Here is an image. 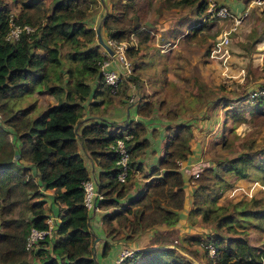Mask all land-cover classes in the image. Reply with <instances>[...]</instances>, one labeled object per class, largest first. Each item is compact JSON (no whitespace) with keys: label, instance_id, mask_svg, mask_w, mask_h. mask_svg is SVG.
Listing matches in <instances>:
<instances>
[{"label":"trees","instance_id":"16d2710c","mask_svg":"<svg viewBox=\"0 0 264 264\" xmlns=\"http://www.w3.org/2000/svg\"><path fill=\"white\" fill-rule=\"evenodd\" d=\"M100 1L20 0L17 13L9 18V7L0 0V264H31L27 259L30 252L37 258L36 264H96L90 216L82 200L81 183L88 177L83 157L99 168L95 179L102 194L99 207L111 209L101 216L107 239L112 240L120 232L127 241L131 235L160 224L171 225L182 209L184 178L177 161L186 159L190 152L187 139L180 136L182 124L174 130L171 126L164 128L163 153L157 166L151 168V177L140 194L124 204L120 200L128 185L116 179V157L108 146L116 138L128 136L123 139L129 153V179L131 170L140 169L134 156L147 144L144 121L125 119L110 130L114 126L111 121L83 117L85 104L92 107L110 101L109 87L99 71L101 61L109 56L99 50L94 28L86 22ZM106 2L108 10L101 24L106 39L121 41L130 34H135L139 42L147 39L148 22L138 12L140 1ZM174 4L194 5L195 14L205 8L204 0H176ZM10 20L30 26L31 32L6 40ZM193 25L190 30L200 28ZM64 47L66 50H62ZM134 50L128 47L126 53L132 56ZM131 70L137 71L136 64L132 63ZM130 78L137 80L136 76ZM31 93L44 95L52 102L40 109L36 102L14 105L16 99L20 101ZM90 97L99 100L88 102ZM252 102L248 112L264 115V98L258 95ZM152 107V102L146 100L136 105L135 113L139 118L147 117ZM226 107L225 114H238ZM263 171L261 149L257 154L239 152L202 168L193 178L189 212L213 224L218 232L183 237L202 247L204 254L207 244L213 246L207 264H264V246L233 234L235 225L242 228L250 218L264 220L261 201L250 198L228 204L215 202L217 185H228L229 177L232 181L249 179ZM45 189L51 191V201L58 205V220L50 235L39 239L28 251L25 241L30 228H47ZM109 246L107 241L103 243L101 256L106 255ZM178 255L174 247L155 243L151 248L132 250L121 264H189Z\"/></svg>","mask_w":264,"mask_h":264},{"label":"rangeland","instance_id":"374dc122","mask_svg":"<svg viewBox=\"0 0 264 264\" xmlns=\"http://www.w3.org/2000/svg\"><path fill=\"white\" fill-rule=\"evenodd\" d=\"M4 1L9 7L10 14L14 16L19 9L20 0ZM139 1L141 6L138 12L148 22L145 27L149 31V36L139 42L135 34H130L121 41H124L125 56L129 65L131 66L138 59L140 52L141 58L138 61L142 63L139 65L144 63L146 67L138 72L134 71L137 73V80L132 81L131 78L130 82L124 83L122 79L115 92L113 94L110 92L109 96L110 100L115 96V98L123 97L125 103L122 104L128 106L133 103L135 105L141 98L144 100L142 102L146 100L152 102V109L154 108L155 115L159 118L157 116L151 118L155 128L152 132L145 133L148 142L146 154L152 155L151 148L156 146L160 139L157 124H160L163 121L160 118L164 117L165 121L170 122L173 130L182 124L180 136L187 139L192 160L202 162L199 172L202 168L214 166L217 162H223L239 152L256 151L257 154L264 149V115L247 110L253 103L252 91L264 90V0H216L218 3H226L225 5L232 12L242 14L238 23L225 19L217 20L216 17L209 16L206 13V4L201 13L195 14L194 5H175L176 0ZM98 9L90 13L86 21L93 28L99 19L96 18ZM191 25H199L200 28L190 30ZM231 26L234 28L231 29ZM228 30L225 47L217 52L211 51L213 42ZM101 35L110 47L114 46L112 40L106 39L102 28ZM172 39L175 42L167 43L169 48L161 52L159 46L162 42ZM99 47L101 52L107 54L100 45ZM128 47L137 49L134 50L135 54L128 55L126 53ZM62 50H66V47ZM155 56L157 57L152 60L151 65L147 63ZM160 57L162 61L158 60ZM160 66L163 67L161 70ZM125 78L127 80V77ZM123 83L124 87L120 89L119 86ZM146 83L151 85L149 90L151 92L144 96L143 88ZM118 91H120L119 95ZM33 102H36L40 109L52 101L44 95L31 93L20 101L16 99L14 105L19 103L20 106H26ZM139 103L141 101L137 104ZM225 104H227L226 108L235 109L238 114L233 117L229 112L225 114L223 112ZM91 109H94V106ZM35 110H38V107ZM135 119L132 118L134 121ZM139 120L144 121L143 118ZM168 124L165 123V126ZM10 138L12 139V136ZM138 155L139 152L134 158L137 159ZM86 164L89 166L87 162ZM256 174L257 177L233 181L228 176L229 182H226L228 185H217L215 193L218 196L215 202L228 204L232 201L257 198L261 201V205H264V171ZM223 177L228 178L226 174H223ZM129 181L130 179H127L125 183ZM50 195L44 192V199L47 200ZM180 214L171 225L160 224L131 235L127 241L119 234L118 240L122 243V247L126 245L123 249L129 250H132L130 247L133 241L138 247L149 242L167 244L176 249L183 261L189 264H207V255L211 254L209 249L207 254H204L202 247L184 240L183 236L191 234L203 237L218 230L213 224L202 222L189 210L185 212L184 219H181ZM234 227L236 230L234 235L245 237L251 244L264 246V220L250 218L242 228L237 225ZM220 233L231 235L227 231ZM181 248L188 251H182ZM31 258L36 259L32 252L27 256L29 261L32 260Z\"/></svg>","mask_w":264,"mask_h":264},{"label":"crops","instance_id":"0c3cea01","mask_svg":"<svg viewBox=\"0 0 264 264\" xmlns=\"http://www.w3.org/2000/svg\"><path fill=\"white\" fill-rule=\"evenodd\" d=\"M222 3H224V2H222ZM227 3H229V2H227ZM224 4H226V3H224ZM107 6H108V4H107V2L105 0H101L100 1V8L96 12V18L99 15H102L103 13L107 12V10H108ZM170 42L174 43L175 41L173 39L171 41H169V40L165 41V42L163 41L162 44L159 46L161 48L160 51L162 50L161 52H163V51L167 50V48H169L167 46V43H170ZM138 54H139L138 59L133 62L137 66V71L136 72H138L141 68L146 67L144 63L139 65L142 62L138 61L141 58V53L138 52ZM158 55L159 54H157V56ZM157 56L149 59L147 63H149L151 65L153 63L152 60L154 58H156ZM164 57L165 56H163V59H164ZM158 60L162 61V58L160 57ZM149 64H147V65H149ZM111 66L113 67L114 64L111 63ZM160 67H161L160 68V70H161L163 67L162 66H160ZM160 70H159V73H161ZM136 72L131 70V73H133L134 75L131 74L130 76L138 77ZM130 76L127 78V80H124L122 82H124V83L130 82L129 81L131 79ZM162 79H163V76H162ZM124 83L121 84V86H119L120 89L122 87H124L123 86ZM137 87H139V86H137ZM150 89H151V85L146 83L145 87L143 88V95L144 94L149 95L150 92H151V91H149ZM119 93H120V91L117 92L118 95H119ZM144 96H146V95H144ZM115 97H113V99H111L110 101H108L106 103H98L97 105L94 106V109H91V107H87V105L85 104L83 117H89V118H92V119L101 118V119H105V120L111 121V122L114 123V126L111 125L109 127L110 130L111 129L115 130V124L121 123L125 119H132L133 117L136 118L135 121H138L140 119L135 114V107H136V105H137V103L139 101H141V102L144 101L142 98L139 99L135 103V105L133 103L132 105L128 106L127 104H122L123 102L125 103L123 97L122 98H115ZM98 100H99L98 97H95V98L90 97L88 102H91V101H96L97 102ZM155 116H157V115H155V110L153 108L151 115H149L147 117H143L144 123H145L144 125L146 127V132L147 131H151L152 132L154 130V128H155L154 125L155 124L153 123V121H151V118H153ZM157 118H159V117L157 116ZM160 119H163V121H161L160 124L159 123L157 124L159 126V128H158V133L159 134L158 135L160 136V139L157 141V145L154 146L153 148H151L152 155H147L146 154V147H147V144H148V142H147L145 147H143L139 151V155L137 156V159L134 158V160L138 161V164L140 165V169L131 170V173H130V176H129L130 181L128 183H126L128 185V190H127L125 196L120 200L121 203L125 204V202H127L128 199H130L132 197H135L138 194H140V192L143 189L145 181H147L151 177V171H150L151 168L157 166V164H158V160H159L160 156L163 153L164 134H165L164 128L166 127L165 123H169L167 126H170V122L165 121L166 120L165 117L164 118H160ZM190 150H191V148H190ZM83 160H84V163H85L86 168L88 170V177H90V178H92L94 180L95 188H96V190H98L95 179L97 178L99 168L95 165L94 162H92L91 160L87 159L86 157H83ZM86 162L89 164V166L86 164ZM201 163L202 162H198V161L195 162L194 160H192V157L190 156V154L187 155L186 159L181 160L182 166L187 168V170L179 168L183 172L182 175H183V178H184V186H183V189H184V200H183L182 209L180 211V213H181L180 216H182L181 219H184V214H185V212L187 210H189V207H190V204H191L190 197H191V191L193 189V185H190L189 183L193 184V180L191 179L192 176L189 173V170L192 169V168H198L200 170L199 166L201 165ZM187 173H189V174H187ZM134 177H136V178H134ZM187 181L189 183H187ZM43 191L46 192L47 194H49V193L51 194L50 190L45 189ZM101 199H96L95 200L96 208H94V210L92 209V210L88 211L89 216H90L89 217V228H90V231H91V234H92L91 235V238H92V254H94V259L96 261V264H110L117 257L119 252L126 245L124 247H122V243H120V240H118V236L117 235L121 234L120 232H118L117 235H114L112 240H109V239H107L105 237L104 223L101 220V216H102L103 213L109 212L111 209L110 208H107V209L100 208L99 207V203H100ZM44 200H45L44 201V206L46 208V213H45L46 214V218H45V220H47L53 226L55 224V222H57V220H58V218H57L58 205L51 201V197L47 198V200L46 199H44ZM163 227L167 228V229L170 228V227H165V226H163ZM173 227H175V226H173ZM105 241H107L110 246H109V249L107 250L106 255L105 256H101V254H100L101 247H102V245H103V243ZM154 244H155L154 242H149V243H144V245L142 247H138V246H135V243L133 241L132 242V246L130 247V249H132V250H136V249H140V248L147 249V248H151V245L154 246ZM30 262H31V264H36L37 258L36 259L33 258Z\"/></svg>","mask_w":264,"mask_h":264},{"label":"built area","instance_id":"2783aa9c","mask_svg":"<svg viewBox=\"0 0 264 264\" xmlns=\"http://www.w3.org/2000/svg\"><path fill=\"white\" fill-rule=\"evenodd\" d=\"M206 4V13L209 16H214L220 20H230V22L238 23L241 15L238 13L232 12L227 5L224 3H218L216 0H204ZM12 14H10L9 18ZM234 26H231V29H233ZM32 28L26 24L18 25L14 24L11 20L9 21L8 30L5 33L4 38L8 41L16 40L21 32H31ZM229 33V30L226 33H223L218 37L217 40H215L211 46V51H220L223 49L225 44L228 41L227 34ZM112 43L114 44L113 47V55L109 56L108 58L101 61L99 65V71L102 75L103 82L105 85L109 87V91L111 93L115 92V89L119 82L123 79L125 80V77L130 76L131 66L129 65V62L126 59L125 56V44L124 41H114L112 40ZM111 63L114 64V66H111ZM117 64V65H116ZM261 96L264 98V90L259 91H252L251 97L254 98L255 96ZM128 136H124L123 138L126 139ZM123 138H116L112 143L109 144V148L112 152L115 154V165H116V179L119 182L126 181V176L128 174V157L129 153L127 152V148L124 142ZM178 169L182 168L184 170H187L180 162H177ZM180 170V169H179ZM192 178H195L198 175L199 169L194 168L193 170H189ZM82 190H83V204L86 207L88 211L94 210L96 208L95 206V200L101 199L102 194L96 190L94 180L90 177H87L83 182L81 183ZM47 224V228L45 229H35L30 228L25 241V249L30 250L34 247L36 242L39 239H42L45 235H50V232L53 228V226L45 220ZM209 251L211 254L213 253L214 249L211 245H207ZM132 250L129 249H122L117 257L110 263V264H121V260L123 257L130 255ZM209 254V255H211Z\"/></svg>","mask_w":264,"mask_h":264},{"label":"water","instance_id":"95a60500","mask_svg":"<svg viewBox=\"0 0 264 264\" xmlns=\"http://www.w3.org/2000/svg\"><path fill=\"white\" fill-rule=\"evenodd\" d=\"M103 16L104 14L101 17H99L94 27L95 38H96L97 43L107 52V54L112 56L113 49L110 47V45H108L104 41L101 35V24H102ZM15 155L17 156V153H15ZM92 257L94 258V254H92Z\"/></svg>","mask_w":264,"mask_h":264}]
</instances>
